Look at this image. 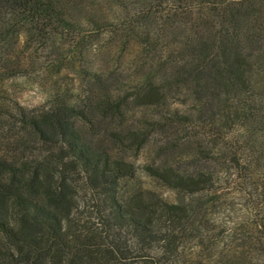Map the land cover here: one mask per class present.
I'll list each match as a JSON object with an SVG mask.
<instances>
[{"label":"trees","instance_id":"16d2710c","mask_svg":"<svg viewBox=\"0 0 264 264\" xmlns=\"http://www.w3.org/2000/svg\"><path fill=\"white\" fill-rule=\"evenodd\" d=\"M5 128L0 264H264V0H0Z\"/></svg>","mask_w":264,"mask_h":264},{"label":"rangeland","instance_id":"374dc122","mask_svg":"<svg viewBox=\"0 0 264 264\" xmlns=\"http://www.w3.org/2000/svg\"><path fill=\"white\" fill-rule=\"evenodd\" d=\"M12 96H13L12 98L17 100L21 104L25 105L28 109L38 108L39 106H41V104L44 103V97H43L41 91L38 88H36V85H34V84H28V85L21 87L20 89H17L15 92H13ZM182 98L183 97L180 96V98L175 99L177 104H181L184 102V100ZM106 126L103 125V129ZM7 133L8 132H7L6 128L4 130L0 129V154L4 153L6 150H8L10 148L8 146L9 145L8 143L11 140H13L11 137H8L10 135H7ZM27 136H28L27 134L24 135V137H27ZM28 146L30 148L32 145L30 144ZM158 147H159V135L156 134L151 138L150 143L148 144V150L154 151V150L158 149ZM146 155H147V152L145 153L144 157ZM15 156H18V158L26 159L27 157L30 158L33 155L31 152L27 151L25 153H23V152L16 153ZM130 156H132V155H130ZM132 160H133V157H132ZM0 238H3V237L0 236Z\"/></svg>","mask_w":264,"mask_h":264}]
</instances>
